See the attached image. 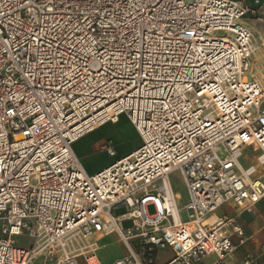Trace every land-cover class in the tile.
<instances>
[{
	"label": "built area",
	"instance_id": "2783aa9c",
	"mask_svg": "<svg viewBox=\"0 0 264 264\" xmlns=\"http://www.w3.org/2000/svg\"><path fill=\"white\" fill-rule=\"evenodd\" d=\"M259 13L245 0H0V264H104L109 235L126 253L108 264L164 248L165 264H237L241 229L211 217L264 199L239 169L247 147L264 164V88L248 77ZM121 116L140 146L88 176L73 144Z\"/></svg>",
	"mask_w": 264,
	"mask_h": 264
},
{
	"label": "crops",
	"instance_id": "0c3cea01",
	"mask_svg": "<svg viewBox=\"0 0 264 264\" xmlns=\"http://www.w3.org/2000/svg\"><path fill=\"white\" fill-rule=\"evenodd\" d=\"M109 125L113 126V124L105 123L100 127L96 128L95 130H93L92 132L85 134L72 146L74 155L79 159L83 170L88 176H93L97 174L98 172L102 171L103 169L111 165L115 161V159L121 158L133 152L140 146L139 144L137 148L129 152H126L123 155H118V151L113 147L116 153V157L111 158L104 150V147L106 145V141H105L104 143L99 145V151H101L103 155H97L93 148L95 139H97L94 135L95 133H99L101 137L109 134L111 135L113 129H111L112 127L110 129H107V126L109 127ZM131 143H133V141H130L129 139V144ZM240 164L243 169H248L249 167H251L248 166L246 162L244 161L242 162V159L240 160ZM169 184H170V180H169ZM176 195L178 197L177 207L179 209H182L187 201L186 191L183 193V195L180 194H176ZM180 197H182V202H184L182 205H180V201H179ZM211 218L214 220L215 219L221 220L222 218L229 219L235 225H237L242 231V237H238L234 235L232 238V243L236 247V250L232 256L231 263L233 262L239 264L245 255L257 253L259 247L264 245V199L259 204H257L254 207L253 211L251 212L240 213L233 207L225 206L220 208ZM103 238L104 237H101L99 238V240L101 241ZM106 246H107L106 244L100 245L99 247L100 249L98 253L100 261L104 264L111 263L115 259H118L123 255H125L126 253V250L123 245H122V250L115 251L112 254L106 251L104 252V250L107 248ZM172 256L173 253L171 249L169 248L158 249L157 251H155V253L152 256V264H165L172 258ZM107 257L110 259L112 258V260H107L108 259ZM214 261H215V257H209L203 261L204 262L203 264H211ZM42 263H43L42 259H38L32 264H42ZM260 264H264V256L261 258Z\"/></svg>",
	"mask_w": 264,
	"mask_h": 264
},
{
	"label": "rangeland",
	"instance_id": "374dc122",
	"mask_svg": "<svg viewBox=\"0 0 264 264\" xmlns=\"http://www.w3.org/2000/svg\"><path fill=\"white\" fill-rule=\"evenodd\" d=\"M247 1H258L260 10V13L257 14L256 17L250 18L247 21V24L253 35V44L255 43L256 46L255 56L253 57L252 55L250 58L248 77L257 81L260 86L264 88V0ZM110 124H113V126L109 125V127L107 126V129H110L112 127L111 129L113 130L111 135H106L107 137H101L99 133H95L94 135L97 139H95L93 148L97 155H103L101 151H99V145H101L105 141L106 144L111 145L118 151V155H123L126 152H129L139 146L140 140L137 137L135 129L133 128L126 116H122L116 123ZM129 139L130 141H133V143L129 144ZM260 155L261 151L247 147L243 150V155L241 159L242 162L244 161L247 163L248 166H251L249 168L254 169V172L249 176V180L259 179L262 183H264V164H260L258 161ZM169 180L173 191L176 194L183 195L185 190L181 174L177 171L173 172L172 174H170ZM179 199L180 205H182L184 203L182 202V197H180ZM126 212L127 210L125 208H117L113 211V215L116 216ZM147 212L150 215L154 214L153 206H148ZM213 220L214 219H211V221ZM122 226L124 228L131 227L132 222L125 221L122 223ZM16 240L20 245H29V241L24 237H18ZM103 244L107 245V248L104 250V252L106 251L112 254L115 251L122 250V244L115 235H109L104 237L101 241H97L98 247ZM107 260H112V258H108Z\"/></svg>",
	"mask_w": 264,
	"mask_h": 264
},
{
	"label": "bare ground",
	"instance_id": "6f19581e",
	"mask_svg": "<svg viewBox=\"0 0 264 264\" xmlns=\"http://www.w3.org/2000/svg\"><path fill=\"white\" fill-rule=\"evenodd\" d=\"M253 42H254V40H253ZM255 52H256V46H255V43L253 44V57L255 56ZM264 157H261L260 159L262 160ZM239 169H240V172L242 173V175H243V177L245 178V179H247V180H249V176H250V174H251V172H252V168H249V169H243L242 167H241V164L239 163ZM173 217H174V220L176 221V222H178V218H177V215H176V212L174 211V213H173Z\"/></svg>",
	"mask_w": 264,
	"mask_h": 264
}]
</instances>
